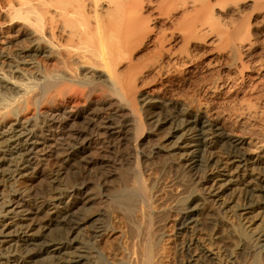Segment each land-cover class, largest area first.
<instances>
[{
  "label": "bare ground",
  "instance_id": "obj_1",
  "mask_svg": "<svg viewBox=\"0 0 264 264\" xmlns=\"http://www.w3.org/2000/svg\"><path fill=\"white\" fill-rule=\"evenodd\" d=\"M154 159L201 171L190 246L233 264L206 212L264 264V0H0V264H92L101 189L128 163L138 200Z\"/></svg>",
  "mask_w": 264,
  "mask_h": 264
},
{
  "label": "rangeland",
  "instance_id": "obj_2",
  "mask_svg": "<svg viewBox=\"0 0 264 264\" xmlns=\"http://www.w3.org/2000/svg\"><path fill=\"white\" fill-rule=\"evenodd\" d=\"M160 87L146 88L137 108L142 106L144 98H155L151 90ZM164 138L160 136V141ZM164 163L171 162L154 159L141 167L142 197L138 200L119 196L125 174L132 168L128 163H123L121 169L125 174L117 171L116 176L107 179V188L101 192L107 190L113 200L109 202L107 217L102 219L107 232L96 242L88 243L92 264H196V259L198 264H211L197 246L189 245V233L177 230L180 213L201 171H187ZM101 172L103 169H94L90 177L102 178ZM85 210L81 215L94 216L99 207L90 205ZM195 228L203 233H215L213 248L221 253L224 262L244 264L253 260L247 253L238 254L236 240H230L222 229L211 226L206 212L201 213Z\"/></svg>",
  "mask_w": 264,
  "mask_h": 264
}]
</instances>
